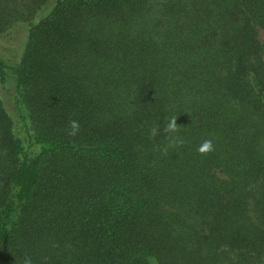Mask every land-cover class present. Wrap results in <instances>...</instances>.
<instances>
[{
	"label": "trees",
	"instance_id": "16d2710c",
	"mask_svg": "<svg viewBox=\"0 0 264 264\" xmlns=\"http://www.w3.org/2000/svg\"><path fill=\"white\" fill-rule=\"evenodd\" d=\"M20 24L0 264H264V0H0Z\"/></svg>",
	"mask_w": 264,
	"mask_h": 264
},
{
	"label": "clouds",
	"instance_id": "9594fccd",
	"mask_svg": "<svg viewBox=\"0 0 264 264\" xmlns=\"http://www.w3.org/2000/svg\"><path fill=\"white\" fill-rule=\"evenodd\" d=\"M69 131L68 135L69 136H76L79 131H80V124L79 121L77 120H70L69 125H68ZM163 131L166 134H169L168 139H169V144L162 149L164 154H167L168 147H173L177 145H183L184 140L182 138L173 136L171 134L177 133L179 131V125L177 124V116H172L168 119L167 123L165 124ZM159 132L158 128H153L152 129V135L155 136ZM197 151L202 154L206 155L209 152L214 151V145L213 142L210 139H206L201 142V144L198 146ZM23 264H33L31 257L25 255V258L23 260Z\"/></svg>",
	"mask_w": 264,
	"mask_h": 264
},
{
	"label": "rangeland",
	"instance_id": "374dc122",
	"mask_svg": "<svg viewBox=\"0 0 264 264\" xmlns=\"http://www.w3.org/2000/svg\"><path fill=\"white\" fill-rule=\"evenodd\" d=\"M21 27L20 24L13 26V28L9 29L7 32L0 33V56L7 64H11L15 61L21 46V37L23 34V29ZM29 149L32 151L33 147H29ZM217 173L221 175V173Z\"/></svg>",
	"mask_w": 264,
	"mask_h": 264
}]
</instances>
